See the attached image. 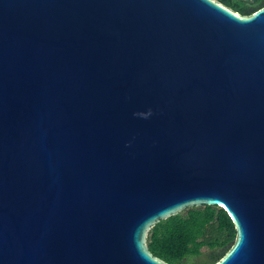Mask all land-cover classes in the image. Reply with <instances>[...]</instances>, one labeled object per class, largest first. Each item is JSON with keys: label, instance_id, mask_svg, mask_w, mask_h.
Wrapping results in <instances>:
<instances>
[{"label": "water", "instance_id": "water-1", "mask_svg": "<svg viewBox=\"0 0 264 264\" xmlns=\"http://www.w3.org/2000/svg\"><path fill=\"white\" fill-rule=\"evenodd\" d=\"M205 206L213 264H264V8L0 0V264H169L149 232Z\"/></svg>", "mask_w": 264, "mask_h": 264}, {"label": "trees", "instance_id": "trees-1", "mask_svg": "<svg viewBox=\"0 0 264 264\" xmlns=\"http://www.w3.org/2000/svg\"><path fill=\"white\" fill-rule=\"evenodd\" d=\"M219 1L231 4L230 0ZM235 238V227L227 212L205 206L188 208L158 222L149 232L147 244L155 257L169 264H213L228 251ZM205 255L206 261L195 263Z\"/></svg>", "mask_w": 264, "mask_h": 264}, {"label": "flooded vegetation", "instance_id": "flooded-vegetation-1", "mask_svg": "<svg viewBox=\"0 0 264 264\" xmlns=\"http://www.w3.org/2000/svg\"><path fill=\"white\" fill-rule=\"evenodd\" d=\"M220 2L233 11L244 15H247L248 13L251 14L259 9L264 8V0H230L231 4H226L223 1ZM243 8H245V10ZM243 11H247V13H243Z\"/></svg>", "mask_w": 264, "mask_h": 264}, {"label": "rangeland", "instance_id": "rangeland-1", "mask_svg": "<svg viewBox=\"0 0 264 264\" xmlns=\"http://www.w3.org/2000/svg\"><path fill=\"white\" fill-rule=\"evenodd\" d=\"M206 260H207V255H205L204 257L196 259L195 263H201V262L206 261Z\"/></svg>", "mask_w": 264, "mask_h": 264}]
</instances>
